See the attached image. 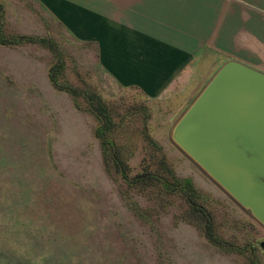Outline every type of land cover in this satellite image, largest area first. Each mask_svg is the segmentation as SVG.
<instances>
[{
  "label": "rangeland",
  "instance_id": "obj_1",
  "mask_svg": "<svg viewBox=\"0 0 264 264\" xmlns=\"http://www.w3.org/2000/svg\"><path fill=\"white\" fill-rule=\"evenodd\" d=\"M0 5L6 36L57 44L65 55L59 82L105 108L90 112L86 96L54 86L51 51L0 45V236L10 235L0 246L46 264H264V227L173 143V127L194 101L181 107L186 85L155 100L118 85L76 0ZM100 126L115 149L96 137ZM114 153L130 180L164 179L167 169L190 178L192 202L155 179L126 182Z\"/></svg>",
  "mask_w": 264,
  "mask_h": 264
},
{
  "label": "crops",
  "instance_id": "obj_2",
  "mask_svg": "<svg viewBox=\"0 0 264 264\" xmlns=\"http://www.w3.org/2000/svg\"><path fill=\"white\" fill-rule=\"evenodd\" d=\"M76 5L107 74L149 99L186 85L185 107L230 60L264 72V0H76Z\"/></svg>",
  "mask_w": 264,
  "mask_h": 264
},
{
  "label": "water",
  "instance_id": "obj_3",
  "mask_svg": "<svg viewBox=\"0 0 264 264\" xmlns=\"http://www.w3.org/2000/svg\"><path fill=\"white\" fill-rule=\"evenodd\" d=\"M172 140L264 227L263 71L226 62L176 122Z\"/></svg>",
  "mask_w": 264,
  "mask_h": 264
},
{
  "label": "trees",
  "instance_id": "obj_4",
  "mask_svg": "<svg viewBox=\"0 0 264 264\" xmlns=\"http://www.w3.org/2000/svg\"><path fill=\"white\" fill-rule=\"evenodd\" d=\"M4 8L2 5H0V45L9 46V47H15V46H23V45H36L40 46L44 49H47L51 51L55 58L56 63L52 65V67L49 70V77L51 82L54 84V86L59 89L66 91L70 93L73 96L79 97V96H86V100L88 102V108L90 112H95L97 108H99L102 111H105V108L102 104V101L100 98L96 97V95H88L83 94L77 91L74 88L65 86L59 82L60 75L64 71V65H65V55L63 53H60L58 49V45L50 41L48 38L38 37V36H28V35H13L12 37L6 36L4 33ZM98 106V107H97ZM104 120H106L105 116H102ZM101 118V121L104 123L105 121ZM105 124V123H104ZM108 131V126L105 128V126H100L96 129V137L102 142L104 146H109L112 149H115V143L113 140L109 139L106 136V132ZM114 161L116 166L118 167V171L121 173L123 179L132 184L134 182H141L145 181L147 179H155L157 180L163 190H165L168 193L175 194V193H182L184 195H188L187 199L189 202H192L193 197L195 196V188L193 185V182L190 178H178L172 169L166 170L167 178L160 179L162 177H155L153 174H145L142 173L139 177H137L135 180H130L129 177L126 174V170L123 163H119V160L117 158V155L114 153ZM195 211H198L202 213L206 219L207 215L203 208L198 207L194 208ZM16 227L15 225H13ZM8 233V232H6ZM1 241L10 239V235L6 234L4 237L1 238ZM27 239V237L25 238ZM29 256H28V255ZM35 257V258H34ZM37 256L34 255L32 252H22L16 248H11L7 246H0V264H46V261H41L40 263H36L35 261H38Z\"/></svg>",
  "mask_w": 264,
  "mask_h": 264
},
{
  "label": "flooded vegetation",
  "instance_id": "obj_5",
  "mask_svg": "<svg viewBox=\"0 0 264 264\" xmlns=\"http://www.w3.org/2000/svg\"><path fill=\"white\" fill-rule=\"evenodd\" d=\"M263 245H264V243L261 244L262 247H264Z\"/></svg>",
  "mask_w": 264,
  "mask_h": 264
}]
</instances>
